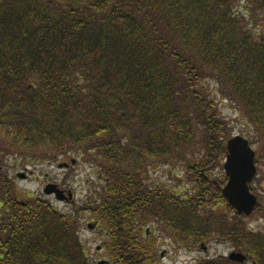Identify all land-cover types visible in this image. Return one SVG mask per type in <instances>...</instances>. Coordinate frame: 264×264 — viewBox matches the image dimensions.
<instances>
[{"label": "trees", "instance_id": "16d2710c", "mask_svg": "<svg viewBox=\"0 0 264 264\" xmlns=\"http://www.w3.org/2000/svg\"><path fill=\"white\" fill-rule=\"evenodd\" d=\"M245 1L0 0V264H92L79 220L23 197L2 164L72 155L102 178L87 212L114 264H159L161 231L188 251L228 243L264 264V233L227 205L226 178H211L226 127L202 83L238 107L264 157V0ZM180 162L188 197L147 182L149 166Z\"/></svg>", "mask_w": 264, "mask_h": 264}, {"label": "rangeland", "instance_id": "374dc122", "mask_svg": "<svg viewBox=\"0 0 264 264\" xmlns=\"http://www.w3.org/2000/svg\"><path fill=\"white\" fill-rule=\"evenodd\" d=\"M235 7L238 11L249 9L245 0H235ZM243 17H245V24L251 23L250 16ZM202 83L207 90L206 92L211 95L210 97L216 104L215 112L217 119L221 120L226 127V136L223 137L222 141H226L237 134L247 139L255 152L254 162L257 172L249 187L251 193L258 199L256 207L258 211H253L250 216H246L244 223L247 228L262 234L264 233V157L263 155L259 156V145L255 142L254 131L248 126L246 120L240 111H238V107L234 103L227 101L228 99H223L219 91H217L219 88L215 82L210 79H204ZM200 156L202 154L197 158ZM223 162L224 160L221 163V168L214 169L211 173L212 179L220 176L221 178L225 177L222 167ZM64 163L66 166H64ZM2 164L8 169L7 174L13 178L14 186L23 197L30 196L42 199V201L45 200L59 213L79 220V238L92 264H96L100 260H107V262L110 260L109 262L114 264L102 247L104 237L98 232L99 229L93 228L90 230L87 228V224H92V226L94 224L90 213L87 212L88 205L89 202L94 200L92 198L94 187H100L102 182V178L97 174L98 169L91 166L89 162L83 161L80 157L74 155L69 158L58 157L52 161H33L24 158L20 160L16 157L8 156ZM155 166L156 164L149 166L145 176L151 186L163 185L181 197H188L193 191L195 181H193V177L189 174V165H186V162H180L176 166L161 165L154 169ZM20 173L25 175L23 179L17 177ZM47 184H56L62 191L71 192L73 194L72 200L66 202L57 201L54 196L45 195L42 192ZM209 205L210 207L214 206V204ZM226 213L228 214L229 210ZM229 214L228 216H230ZM154 228H157V225L151 226L150 229L154 230ZM156 241H158L156 245L158 254H156L159 257V264H198L201 260L216 256L227 257L228 259V255L231 252H236L228 243H218L215 241L202 244L205 250L199 246L194 250L188 251L185 247L179 248L162 231L160 234H156ZM98 248L99 251L97 250ZM162 252H165L166 256L161 259L160 253ZM245 264H251V262H246Z\"/></svg>", "mask_w": 264, "mask_h": 264}, {"label": "water", "instance_id": "95a60500", "mask_svg": "<svg viewBox=\"0 0 264 264\" xmlns=\"http://www.w3.org/2000/svg\"><path fill=\"white\" fill-rule=\"evenodd\" d=\"M226 155L223 162V171L226 182L221 192L227 205H229L237 215L250 216L258 204L257 197L251 193L249 185L256 176L255 152L251 148L247 139L233 136L226 141ZM73 163V161H71ZM18 178H24L25 175L20 173ZM45 195L54 196L57 201H71L73 195L69 191H62L56 184H47L43 188ZM93 228L92 225L87 226ZM203 250L205 247L201 246ZM228 259L232 262L243 264L246 257L240 252H231ZM104 260L96 264H106Z\"/></svg>", "mask_w": 264, "mask_h": 264}, {"label": "flooded vegetation", "instance_id": "af4514ba", "mask_svg": "<svg viewBox=\"0 0 264 264\" xmlns=\"http://www.w3.org/2000/svg\"><path fill=\"white\" fill-rule=\"evenodd\" d=\"M64 166H66V164L64 163ZM89 224H87V226H88ZM91 229H93V228H91ZM95 229V228H94ZM147 233L149 232V231H146ZM157 243H158V241H156V245H157ZM98 251H99V249H97ZM166 256V253L165 252H162V253H160V258L162 259V258H164ZM110 260H108V262L106 263V264H111V262H109Z\"/></svg>", "mask_w": 264, "mask_h": 264}]
</instances>
